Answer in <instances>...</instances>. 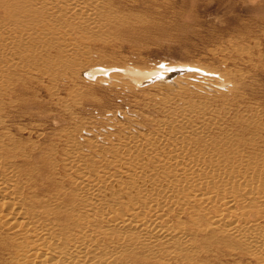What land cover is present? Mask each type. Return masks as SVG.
<instances>
[{
    "label": "rangeland",
    "instance_id": "374dc122",
    "mask_svg": "<svg viewBox=\"0 0 264 264\" xmlns=\"http://www.w3.org/2000/svg\"><path fill=\"white\" fill-rule=\"evenodd\" d=\"M35 1L34 16L12 27L27 34L17 48L21 68H1L14 80L0 87L1 120L14 140L51 148L52 177L61 190L76 192V167L62 168L67 137L77 142L91 176L119 182L130 167L155 168L159 151L138 156L117 149L157 133L161 121L169 126L178 118L170 111L184 103L193 114L190 150H201L210 166L234 162L240 171L254 161L251 168L264 170V0H114L110 7L120 19L103 26L57 14L61 3L51 8ZM65 60L86 63L72 73L60 66ZM96 66L101 69L90 73ZM138 69L159 72L133 82L130 71ZM187 218L173 217L171 224L188 229ZM257 223L264 231V217ZM217 239L209 231L192 237L194 264H258L227 237ZM0 241L14 247L2 233ZM8 251L0 245V264H18Z\"/></svg>",
    "mask_w": 264,
    "mask_h": 264
},
{
    "label": "bare ground",
    "instance_id": "6f19581e",
    "mask_svg": "<svg viewBox=\"0 0 264 264\" xmlns=\"http://www.w3.org/2000/svg\"><path fill=\"white\" fill-rule=\"evenodd\" d=\"M42 1L51 8L61 3L57 14H71L82 25L103 26L120 19L110 7L114 0ZM38 10L35 0H0V87L14 81L1 68L17 72L22 66L17 48L25 42L27 31L14 32L12 27H19L21 20ZM34 56L32 52L29 58ZM81 60L59 64L74 73L86 63ZM96 69L101 68L96 66L90 73ZM159 70L130 71L135 77L132 81L149 78ZM2 110L0 105V233L14 247L1 241L0 245L18 264H169L176 258L194 264L191 257L197 256L198 246L192 237L207 231L219 242L227 237L230 244L248 250L254 262L264 264V231L257 223L264 217L259 212L264 206V170L251 168L254 161L240 171L234 162L210 166L201 150H190L187 142L193 114L188 104L184 103L183 110L170 111L178 118L169 126L162 121L155 126L151 121L157 133L123 142L117 151L138 156L159 153L154 156L155 168L130 167L119 182L91 176L78 154L77 142L67 137L62 168L68 172L76 167L75 193L61 190L52 177L51 148L44 151L14 140L1 120ZM87 146L96 147L93 143ZM181 216L189 217L188 229L181 221L172 226L173 217Z\"/></svg>",
    "mask_w": 264,
    "mask_h": 264
}]
</instances>
